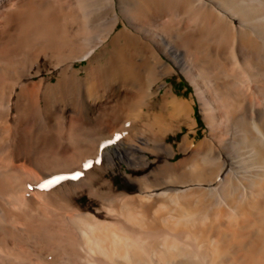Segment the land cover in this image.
<instances>
[{"label": "bare ground", "instance_id": "bare-ground-1", "mask_svg": "<svg viewBox=\"0 0 264 264\" xmlns=\"http://www.w3.org/2000/svg\"><path fill=\"white\" fill-rule=\"evenodd\" d=\"M82 1L0 0V264H246L248 260L264 264V102L250 93L232 94V69L259 54L242 33L254 39L260 35L258 27L244 23L241 15L234 23L232 13H219L215 0H106L108 16L101 33L84 38L71 14ZM189 4L204 9L197 22L179 19L176 26L161 28L170 9L180 13ZM35 5L43 7L36 10ZM220 18L238 35L230 33L235 51L228 58L234 57L229 62L236 64L235 69L226 65L219 74ZM117 21L121 26L114 29ZM37 23L46 31L38 36L40 40ZM22 32L24 59L20 61L14 57H22L23 46L10 43ZM46 33H54L48 34L51 37L58 33L62 42L56 44L49 37L51 46L47 40L49 45L40 43L45 47L41 52L37 47L32 50L27 38L35 34L34 41H41ZM142 45L150 47V60ZM81 58L87 63L75 66ZM171 72L188 78L193 88L189 98L178 95L165 79ZM78 80L85 85L82 103L88 119L94 113L104 114L102 124L93 127L91 134L88 131L90 135L133 133V120H140L135 128L148 135L129 132L126 138L124 134L126 139L107 144L106 156L97 162L99 142L81 136L75 140L72 129L78 116L71 85ZM252 81H245L244 92L259 94L264 76ZM136 90L141 107L134 109ZM231 94L237 95L238 107L226 111L219 101ZM194 97L204 123L200 138L194 137ZM28 106L39 108L40 139L30 132L36 125L24 124ZM182 123L187 131L168 140ZM232 125L237 137L233 144L243 147L238 149L245 163L242 170L236 168L240 172L220 170L212 158L232 142L228 134ZM42 137L50 140L55 155H39L47 143ZM114 174L120 176L118 184ZM230 192L244 200V208L235 215L230 211L236 208ZM44 198L49 199L48 205ZM83 217L86 222L81 223ZM39 225L42 230L41 225L55 228V236L38 234ZM252 249L257 251L254 256Z\"/></svg>", "mask_w": 264, "mask_h": 264}, {"label": "rangeland", "instance_id": "rangeland-1", "mask_svg": "<svg viewBox=\"0 0 264 264\" xmlns=\"http://www.w3.org/2000/svg\"><path fill=\"white\" fill-rule=\"evenodd\" d=\"M81 1V0H80ZM84 1V3L86 4V5H88V3H89V5H88V7L84 4V3H82L83 5H85V6H83L82 4H81V2L80 3H78L77 4V6L72 10L73 12L71 13L78 21H79V28H78V30H79V32H82L83 33V35L85 36L84 38H93V37H95L96 35H98L99 33H101V31H102V29H103V27H102V25H105V21H103V20H106L107 19V17L106 16H108V8H107V2H106V0H103L104 2H102V0H83ZM82 1V2H83ZM87 3H86V2ZM215 1H217V4H218V11H219V13L221 12V14H231V15H233V17H234V23L235 22H237V20H238V18H239V15H241L242 17H243V19L245 20V21H243V19H241L240 18V20H242L244 23H246V21H247V23L248 22H250V23H248V24H251V25H253V23L256 25V27H258V31H259V36L261 37V38H259V36H255V38L253 39L251 36H250V34L248 33V32H243L242 34H244V35H246V37L249 39V43H250V45H252V46H254L256 49H258L259 50V54L257 55V57H255V59L254 60H252L251 58H249L247 61H248V63L246 64V65H242V64H239V65H233L232 66V62H229V59L232 57V58H234L233 56H230V58H228L229 56L228 55H231L232 53V51L234 52L235 51V47L234 46H232L231 44V42H232V40H231V38L233 37V36H230V33H232V34H236V33H234L232 30H230L231 29V26L229 25V24H227L225 21H222L223 19H221L220 18V23L218 22V24L219 25H217V29L219 30V31H217V35H219V36H217V38L219 39V37H220V39H221V41H220V39H219V42H218V39H216V42H217V44H218V55H217V57H216V59H217V61H219V62H216V69H217V67H219L221 64L223 65H221L220 66V68H218V70H217V72H219V74L222 72V70H223V68H224V66H226V65H231V67H236V69H235V67H234V69L235 70H233L232 69V75H233V83H232V87H235V88H233V93L232 94H234L235 92V94H237L238 95V93L241 91V93H246V95H247V93H250L249 94V96H254L255 98H257V100H259V101H261V102H264L263 100H264V85H262L261 87H263V88H260V91L258 92L259 94H256V93H254V91H250L249 89H247L246 90V92H244V90H243V87H244V84L247 82V83H253V81L252 80H254L256 77L257 78H260L261 76H264V50L262 49L263 48V44H264V0L262 1V0H215ZM258 1V2H257ZM102 2V3H101ZM106 2V3H105ZM105 4V5H104ZM254 4H256L255 6L257 7L256 9H253V8H255V7H253L254 6ZM91 5H93V6H91ZM231 5V6H230ZM253 5V6H252ZM41 5H35L34 7H37V8H34V9H36V10H41L42 9V7L43 6H41ZM193 5H191V4H189V5H187L186 7H184L183 9H182V13L180 12V13H177V11L175 10H172L173 11V13H172V11H171V9H170V11L168 12V14L166 15V20L164 19L163 20V22L160 24V26H161V28L163 27V29H165L166 30V28H164V25H168L169 27L171 26H176L177 24H178V20L180 19V20H183V21H186L187 23H193L194 21L195 22H197L199 19H200V16H201V14H203L204 13V9L203 8H200V7H196V6H193ZM246 6V7H245ZM38 7H40L39 9H38ZM86 8V9H84V8ZM90 7V11L91 10H93L94 11V13L91 11V12H89V10L87 9V8H89ZM194 7H195V9H194ZM248 7V8H247ZM28 8H32V7H28ZM32 8V9H33ZM107 8V9H106ZM220 8L221 9H223V10H221L220 11ZM96 9H98V10H96ZM185 9H189L188 11H186ZM194 9V10H193ZM82 10H83V12H84V15L82 14H80V13H83L82 12ZM24 11V10H23ZM190 11H192L191 13H193L192 15H193V17H192V15H191V13H190ZM203 11V12H202ZM224 13H223V12ZM228 11V12H227ZM86 12V13H85ZM103 12V13H102ZM184 12V13H183ZM196 12V13H195ZM233 12H234V14H233ZM93 15H92V14ZM101 15H100V14ZM104 13H105V15H104ZM190 13V14H189ZM87 14H88V17H87ZM172 14V15H171ZM91 15V16H90ZM236 15H237V17H236ZM251 15V16H250ZM90 16V17H89ZM92 16H93V19L91 20L90 18H92ZM85 17H87V18H85ZM105 17V18H104ZM182 17V18H181ZM247 17V18H246ZM101 18H103V19H101ZM170 18V19H169ZM171 18H173V19H171ZM186 18H188V19H186ZM195 18V19H194ZM169 21H168V20ZM237 19V20H236ZM247 19V20H246ZM84 20V21H83ZM101 20V21H100ZM83 21V22H82ZM164 21H166V24L164 23ZM172 21V22H171ZM174 21V22H173ZM190 21V22H189ZM252 21V22H251ZM23 22H24V19H23ZM87 22V23H86ZM96 22V23H95ZM89 23V24H88ZM173 24V25H172ZM23 25L24 24H22V22H21V26H22V28H24L23 27ZM37 25H40V26H42V24L41 23H37ZM163 25V26H162ZM227 25H229V26H227ZM261 27H260V26ZM40 26H36L35 25V27H36V32H39V30H40V33H36V35H37V38H38V36H44V32H46L45 31V29L43 28V27H45L44 25L42 26V27H40ZM92 26V27H91ZM118 26H121V22L120 21H117V23H116V25H115V27H114V29H116ZM168 26H167V29H168ZM38 27V28H37ZM54 27H56V26H54ZM53 27V28H54ZM225 27H227V29L225 28ZM41 28V29H40ZM39 29V30H38ZM44 29V30H43ZM92 30V31H90V30ZM96 30V32L94 31V30ZM224 29V30H223ZM224 31V32H222V31ZM230 32H229V31ZM42 31V32H41ZM228 31V32H227ZM56 32L57 31H54V33L56 34ZM262 32V33H261ZM54 33L53 34H51V35H54ZM222 33V34H221ZM227 33H229V36H228V34ZM49 34V33H48ZM47 33L45 34V37H47V38H45L46 39V41H44L45 39H42L41 38V41H37V42H39L38 43V45H40V43H44L45 45L46 44H48V42L49 41H51L50 42V46H51V44H53V40L51 39V38H53V37H51V36H49ZM36 35L34 34V36L36 37ZM47 35V36H46ZM59 34L57 33V35H56V37H54L55 39H56V42H58V43H56V44H60L62 41H60V40H58L59 38L57 37ZM221 35V36H220ZM227 35V36H226ZM236 35H238V34H236ZM253 35H254V33H253ZM28 36H30V35H28ZM27 36V37H28ZM33 35H31L30 37H33V39L32 38H27V42H29V47H31L32 48V50H34L36 47V49H38V52H41L43 49H45V47H44V45H40V46H37V44L36 45H34L35 43L34 42H36V41H34V40H36L37 38H35ZM223 36V37H222ZM226 36V37H225ZM21 37V38H20ZM24 33L22 32L20 35L19 34H16V36L15 37H13V39H12V41H11V43H10V45H12V46H15L16 45V47L17 46H23V47H21V50H19V53L22 55V54H24V52H23V50H24ZM49 37H51V38H49ZM228 37H229V39H228ZM231 37V38H230ZM251 37V38H250ZM259 39H258V38ZM23 38V39H22ZM35 38V39H34ZM44 38V37H43ZM228 40H227V39ZM28 39H32V40H28ZM55 39H54V41H55ZM252 39V40H251ZM258 41H257V40ZM19 40V41H18ZM37 40H40L39 38L37 39ZM47 40H49V41H47ZM225 40V41H224ZM260 40H262V42L260 41ZM30 41L32 42V43H34L33 45H31V43H30ZM42 41H44V42H42ZM226 41H228V42H226ZM254 41V42H253ZM256 41H257V43H259V44H257L256 43ZM26 42V43H27ZM36 42V43H37ZM46 42V43H45ZM222 42V43H221ZM230 42V43H229ZM262 44H261V43ZM28 44V43H27ZM224 44V45H223ZM49 45V44H48ZM231 45V46H230ZM143 46V45H142ZM147 46V47H146ZM146 46H143L144 47V51H143V54H144V56L145 57H148V60H150V57H149V54H150V47L148 46V45H146ZM225 46H226V48H225ZM33 47H34V49H33ZM39 47L41 48V50L39 49ZM231 47V48H230ZM30 48V49H31ZM23 49V50H22ZM34 50V51H37V50ZM228 49H232L231 51L230 50H228ZM222 50H223V52H222ZM225 50V51H224ZM146 51V52H145ZM23 52V53H22ZM261 52V53H260ZM148 53V54H147ZM229 53H231V54H229ZM146 54V55H145ZM148 55V56H147ZM225 55V56H224ZM227 55V56H226ZM24 55H22V57L21 58H18V56H17V54L15 55V57H14V59L15 60H20V61H23V59H24V57H23ZM221 58V59H220ZM224 58H226V59H224ZM258 61H257V60ZM227 60V61H226ZM231 60H233L234 61V59H231ZM256 60V61H255ZM250 61V62H249ZM228 62H229V64H228ZM255 62H257V63H259V66H260V64L262 65V66H260V68L262 67V69H258L259 68V66H257V63H255ZM85 63H87V60L85 59V58H81V59H79V60H75L74 61V65L75 66H77V67H79L80 65H83V64H85ZM219 63V64H218ZM221 63V64H220ZM231 63V64H230ZM218 64V65H217ZM254 64H256V65H254ZM238 66H240V67H238ZM244 66V68H242V67ZM248 67L247 69H246V67ZM249 66H251V67H249ZM253 67V69H251ZM222 68V69H221ZM256 68V69H255ZM221 69V70H220ZM258 69V70H257ZM220 70V71H219ZM261 70V71H260ZM236 71V72H235ZM248 71V72H247ZM250 71H251V73H250ZM259 71V72H258ZM255 72V73H254ZM261 72V73H260ZM83 73V71L82 70H79V72H78V74H82ZM234 73H235V75H234ZM237 73V74H236ZM240 73V74H239ZM248 73V74H247ZM257 73V74H256ZM245 76H244V75ZM250 74H254V78H253V76L251 77V75ZM259 74V75H258ZM261 74H263V75H261ZM242 75L243 77V80H242V78L240 77V76ZM237 76V77H236ZM247 76V77H246ZM247 78V79H245V78ZM251 77L252 78V80H251V78L249 79V78ZM235 78V79H234ZM236 78H238V80L240 79L241 80V82H242V84L240 83V80L238 81ZM165 79L168 81V82H170L171 83V86H172V88H173V90L178 94V95H180V96H182L183 98H189L190 97V95H191V93H192V91H193V88H192V86H191V84H190V82H189V80H188V78L187 77H185V75L184 74H182V73H176V72H171V73H169V74H166L165 75ZM244 79H245V81H244ZM239 83H238V82ZM244 82V83H243ZM77 83V81H75V83H73L72 85H71V93L73 94V96H75L76 97V99H74V103H73V107L75 108V116L77 117V118H73V122H72V125H73V132L75 133V140L76 139H78L80 136V138H86L87 137V139H89V140H91V141H93V142H99L98 143V150L99 151H97V153H96V156H95V158H96V161L98 162V161H100V160H102L103 159V157L104 156H106V154L105 153H103V151L105 150L104 148H106L107 149V144L108 143H110V142H112L113 140L114 141H121V140H124V139H126V138H128V136H131V134L132 135H135V136H137V135H148V133H144L143 131H146V130H144V129H141L140 127H137V128H135L138 124H141V121L140 120H133V123H134V125H136V126H134V128H133V133H131L129 130L127 131V130H121V132L119 131V130H117V132H114V133H112L113 135H111V136H104V135H100V134H97V135H94V134H92V135H90L91 134V130L93 129V127H96V126H99V125H101L102 123H100V122H103V119H104V114L102 113H98V114H93V116H90L89 117V119H88V117H87V115L85 114V109H84V105H83V103H82V101H83V99L86 97V93H84V92H86L85 91V85H83V82H81V80H80V82H79V80H78V83ZM81 83V84H80ZM235 83V84H234ZM76 84V85H75ZM79 84V85H78ZM264 84V83H263ZM240 85V86H239ZM75 86V87H74ZM80 86V87H79ZM81 88V89H80ZM78 89H80V90H78ZM84 89V90H83ZM242 89V90H241ZM160 91H161V88L159 89ZM251 90H252V88H251ZM79 91H80V93H79ZM83 91V92H82ZM262 91V92H261ZM252 92V93H251ZM76 93H79V94H76ZM135 93L136 94H134V97H133V102H132V104H134V105H132V107L135 109V107L136 108H140L141 107V105H139L140 103V92H139V90H136L135 91ZM83 94V95H82ZM230 95L231 96V98H230V96H229V98L227 99V100H223V98L222 99H220V106L221 107H224V109L226 108V111H228L229 109L228 108H231V109H233V110H235L238 106V103H237V95H235V96H233V95ZM240 94V93H239ZM77 96H78V98H77ZM79 96H80V98H79ZM232 96H233V98H232ZM83 97V98H82ZM236 98V99H235ZM231 99V100H230ZM233 99V100H232ZM77 100H79V101H77ZM123 100V99H122ZM222 100V101H221ZM236 100V101H235ZM123 103H124V100H123ZM136 103H137V105H136ZM235 103V104H234ZM80 105V106H79ZM231 105V106H230ZM76 106V107H75ZM226 106V107H225ZM28 108V109H27ZM26 108V112L28 111V114H29V110H30V112L32 111L31 110V108H30V106H28ZM30 108V109H29ZM34 108V109H33ZM32 109H33V112H31V113H34V115L32 114V119H31V117H29L30 115H31V113L28 115H26V113L24 114L25 116H24V124L26 125V127H31V126H34V125H36V126H34V129H32L30 132H32V133H34L33 134V138H37V139H40V136H39V129L40 128H38L37 126H39V125H41V123L42 122H40L41 120L43 121V119L41 118V116H40V111H39V108H37V107H33ZM235 108V109H234ZM38 109V110H37ZM228 109V110H227ZM34 110H35V112H36V116H37V118H36V116H35V112H34ZM38 111V112H37ZM78 112V113H77ZM38 113V114H37ZM85 114V115H84ZM99 115V116H98ZM192 115L195 117V120H196V133L194 134V137L195 138H200L201 137V135H202V126H203V120H202V118H201V115H200V111H199V108H198V104H197V101H196V99H195V97H194V101L192 102ZM95 116H96V118H95ZM84 117V118H83ZM86 117H87V119H86ZM35 118V119H34ZM98 118H99V120H98ZM103 118V119H102ZM82 119V120H81ZM90 119H91V121H90ZM32 120V121H31ZM39 120V121H38ZM83 123H82V122ZM93 121V122H92ZM95 121H97V122H95ZM98 121H99V123H98ZM32 122V123H31ZM37 122V123H36ZM40 122V123H39ZM85 122V123H84ZM118 122V124H120L121 123V121L120 120H118L117 121ZM39 123V124H38ZM86 123H88V124H86ZM136 123V124H135ZM31 124V125H30ZM94 124H95V126H94ZM98 124V125H97ZM246 124V125H245ZM244 124V126H243V128H248V126H247V123H245ZM90 125V126H89ZM181 127H180V129H178L177 131H176V134L175 135H173V134H169L168 135V137H167V139L168 140H170V141H172L173 140V138H176V137H179L181 134H183V133H185L186 131H187V128H186V126H185V124H181L180 125ZM83 127H84V129H83ZM237 127V126H236ZM78 129V130H77ZM82 129V130H81ZM135 129V130H134ZM84 130V131H83ZM228 130H229V133L228 134H232V135H230L231 136V140H232V142H228V143H226L223 147H221V149H219V151H216V153H214V155H213V160H214V165H215V167L216 168H220V167H222V168H220V170H236V168L237 167H239L238 169H241L240 167H242L245 163L243 162V160H242V158H240V156H241V154H239V150L238 149H242L243 150V147H241V144H239L237 147H238V149L236 148V146H235V144H233L234 143V141H236L237 140V137L235 136V134H234V128H233V125H232V129L230 128H228ZM232 130V131H231ZM35 131V132H34ZM82 131V132H81ZM90 132V134H89V132ZM131 134H130V133ZM84 133V134H83ZM116 133V134H115ZM190 135L192 134L190 131L188 132ZM241 133V132H240ZM115 134V135H114ZM124 134H125V136H127L126 138H125V136H124ZM130 134V135H129ZM76 135H77V137H76ZM79 135V136H78ZM84 135H85V137H84ZM94 135V137H91V136H93ZM83 136V137H82ZM170 136V137H169ZM101 137V138H100ZM79 138V139H80ZM109 138H110V141H109ZM124 138V139H123ZM42 139L43 140H46L47 141V143H46V145L45 146H43V148H41L40 150H39V155H42V156H44V155H55V148H54V146L52 145V143L50 142V140L48 139V138H44V137H42ZM118 139V140H117ZM97 140V141H96ZM101 140V141H100ZM231 143H232V145H231ZM230 144V145H229ZM101 145V146H100ZM223 148V149H222ZM226 149H228V150H226ZM230 149V150H229ZM234 149V150H233ZM224 150V151H223ZM225 150H226V152H225ZM221 151H222V153H221ZM227 151H229V154H228V152ZM102 152V153H101ZM105 152V151H104ZM235 152L237 153V154H235ZM223 153H224V155H223ZM230 155V156H229ZM238 155V156H237ZM219 156V157H218ZM239 157V158H238ZM100 158V159H99ZM102 158V159H101ZM217 158H218V160H217ZM221 158V159H220ZM215 159H216V161H215ZM220 159V160H219ZM227 159V160H226ZM234 161H233V160ZM237 159V160H236ZM226 160V161H225ZM232 161V162H231ZM239 161H241L240 162V165L238 164L239 163ZM227 163V164H226ZM235 164V165H234ZM234 165V166H233ZM122 166H124V164H122ZM231 166H233V167H231ZM229 168H231V169H229ZM116 169V168H115ZM242 169H243V167H242ZM241 169V170H242ZM236 171H239L240 172V170H236ZM108 174H111V172L109 171V172H107ZM106 173V175H108ZM116 177H115V179H116V183L118 184L121 180H120V176H119V174H114ZM168 184V183H167ZM168 185H166V187H167ZM96 192H98L97 194L100 196L101 194H99V193H101L100 191H96ZM232 194V195H231ZM233 198H232V197ZM229 198L232 200V201H234L235 203H236V208H229V209H231L230 211H232L231 213L233 214V215H235L237 212H239L240 210H242V207H243V204H244V200H243V198L242 197H238L237 198V196L235 195V194H233V193H231L230 192V194H229ZM81 200H85L86 199V197L85 196H81V198H80ZM44 200H45V203H46V205H48V200L49 199H45L44 198ZM236 200H238V201H236ZM238 202H240L239 204H238ZM49 203L50 204H52V205H54L55 206V204L54 203H51L50 201H49ZM243 203V204H242ZM49 204V205H50ZM224 204V203H223ZM223 204H219V203H217V204H215V206H222ZM240 205H241V208H240ZM56 206H57V204H56ZM56 206H55V208H56ZM239 206V207H238ZM198 207H200V206H198ZM244 208V207H243ZM228 209V210H229ZM234 210V211H233ZM237 210V211H236ZM230 211H228V212H230ZM230 213V214H231ZM26 218H29L28 216L26 217ZM25 218V219H26ZM80 219H83V221L81 220H79L81 223L82 222H86V218H80ZM30 220V218L29 219H26V221L28 222ZM37 226V225H36ZM36 226H35V232H38L37 230H36ZM41 226H44V229L46 230V231H44V229L42 230V228H40V225H39V228L38 229H41V231L39 230V232H38V234L39 233H41V232H44V233H41L40 235H47V236H55V234L54 233H56L55 232V228H53V230H52V228H51V230H50V228L48 229V227L49 226H47V225H41ZM45 226H47V227H45ZM50 230V232H48V231ZM47 233V234H46ZM54 234V235H53ZM249 252V251H248ZM247 252V253H248ZM251 253H253V256L255 255V253L257 252H255V250H253L252 249V251H250ZM249 252V254H251ZM257 256V255H256ZM247 258V257H246ZM246 260H248V258L246 259ZM257 260V259H256ZM244 261V259H242V262ZM257 261H260V260H257ZM244 263H246V264H250V260H248V261H245Z\"/></svg>", "mask_w": 264, "mask_h": 264}]
</instances>
